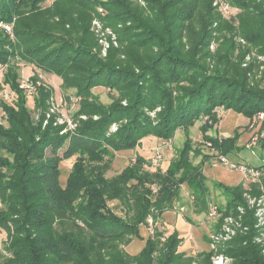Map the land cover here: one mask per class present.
<instances>
[{"label":"trees","instance_id":"16d2710c","mask_svg":"<svg viewBox=\"0 0 264 264\" xmlns=\"http://www.w3.org/2000/svg\"><path fill=\"white\" fill-rule=\"evenodd\" d=\"M43 1L0 0V21L14 22L15 35V40L11 39L5 28L0 27V63H7L9 57L18 52L39 68L61 75L65 87L76 88V94L82 97L79 112L99 118L80 119L77 128L63 133L65 125H54L53 120L42 127V119L34 120L25 105L17 69L9 68L6 81L18 94V99L16 106L0 102L8 123L0 122V231L6 232L4 250L8 253L7 256L0 253V264L190 262L194 256L178 249L182 238L177 232L170 234L157 260L153 252L158 242L151 235L135 256L127 254L120 245L128 244L133 236H141L140 226L145 223L153 204L151 188L146 186L150 181L159 186L158 206L171 204L180 195L181 185L187 183L199 210L207 209L209 187L201 164H191L186 153L171 160L166 172L153 179L142 171L146 159L137 155L123 172L108 178L105 170L114 155L109 148L115 151L134 148L149 133L170 138L178 127L189 125L201 114L216 121L218 107L252 117L264 112V87L250 85L242 69L229 70L233 41L224 53L213 56L218 58L215 70L208 66L204 55L196 60L195 55L208 45L211 0H149L148 15L138 10L139 14L126 4L117 15L123 14L121 17L134 23L130 27L135 31L127 37L137 36L134 41L142 44V48L151 43L160 47L155 56L144 52L142 55L136 52L138 49L132 52L140 71L118 67L111 58L104 60L93 53L92 44L86 40V9H95L91 0H56L46 9L40 5ZM201 1L207 13L201 22L202 34L194 46L184 49L182 31L198 11ZM229 1L242 9L239 17L242 35L264 54V0ZM98 2L111 11L121 8L123 3L122 0ZM60 3H65L64 11ZM78 10H84L78 14V21L84 30L81 41L88 45H75L69 36L61 33L63 28H56L55 32L56 26H50L54 14L68 19ZM152 11L154 17L149 18ZM144 57H148L147 62H142ZM98 83L116 89L128 104L88 101L93 97L90 89ZM172 83L181 84L171 86ZM40 89L44 92V88ZM47 95L41 93L39 108L46 106ZM159 106L156 117L151 118L148 112ZM113 122H119V126L108 132ZM257 126L259 130L264 129V121H258ZM233 137L222 144L216 139L214 142L222 152L235 153L239 136ZM261 141L264 147V136ZM61 149H64L62 155ZM75 153L81 156L66 185L62 186L60 162ZM132 180L135 182L130 183ZM217 186L228 197L227 212L237 210L242 204L247 212L244 223L248 229L228 242L224 252L234 257L233 264H264V248L255 241L258 228L254 210L246 205L242 184L218 183ZM113 199L134 207V218L127 220L114 213L108 204V200ZM205 253V262L211 264V252Z\"/></svg>","mask_w":264,"mask_h":264},{"label":"rangeland","instance_id":"374dc122","mask_svg":"<svg viewBox=\"0 0 264 264\" xmlns=\"http://www.w3.org/2000/svg\"><path fill=\"white\" fill-rule=\"evenodd\" d=\"M55 1L44 0L40 5L46 9L52 6ZM91 1L95 9H86L88 14V32L86 33L88 37L86 40L92 44L94 54L104 60L111 58L118 67L127 66L140 71L139 64L134 62L133 51L138 49L136 52H142V55L143 52L148 53L151 56L159 53L160 47L156 43H151L142 48V44L134 41L138 38L137 36H134L133 39L128 38L127 35L135 31V28L130 27L134 23L127 17H121L123 14L117 15L125 8L126 4L131 9L137 12L140 10L143 12L142 14L148 15L152 0H122V7L115 9V11L101 7L102 5H98L100 4L98 0ZM64 4H59L62 11L65 10ZM203 8L204 5L201 1L197 8L198 11L186 22L182 31L184 34L183 42L186 43L184 49L191 48L200 39L202 18L207 16ZM210 8L212 16L207 22L208 45L197 56L195 55L196 60H200L199 57L204 55L208 66L215 70L216 65H218V58L213 56L220 52L224 53L229 42L233 41L235 47L233 46V53H230L232 65L229 66V70L233 72L242 69L244 72L246 71L247 81L250 85L264 87V54L260 53L241 33L239 17L242 9L231 4L229 0H211ZM79 13H84V10L74 11L71 18L68 19L59 17L58 13L50 18V26H56L55 29L63 28L61 33L69 36L75 45L86 44L81 41V34L84 30L78 21ZM112 15L119 19H115ZM153 17L154 11L151 12L149 18ZM2 22L11 24V30L4 26L0 27L5 28L11 39L15 40L14 22ZM136 30L140 31L141 28ZM54 31L57 32V29ZM147 58L144 57L142 62H147ZM223 66L224 63H222V68ZM9 68L17 69V81L24 90L25 105L31 111L34 120L42 119V127H46L53 120L54 125H65L61 131L63 133L77 128L81 122L80 119H88L91 116L94 119L99 118L98 115L89 116L79 112L82 97L76 94V88L65 87L61 75L39 68L34 63L23 59L18 52L11 55L7 63H0V102L3 101L11 106H16L18 99V94L6 81ZM175 84L172 83L171 86H176L177 84ZM40 86L44 88V92L41 91ZM90 91L93 97L88 101L96 103L100 101L105 104L115 101L124 105L128 104L127 99L122 98L116 89H112L103 83L94 85ZM41 93L42 96L47 95L48 97L46 106L40 105L39 108ZM160 109L161 106L149 111L150 117L155 118ZM217 110L218 118L216 121L211 120L208 115L201 114L189 125L178 127L170 138H162L156 133H149L134 148L119 151L109 148L114 155L111 157V164L105 170V176L108 178L123 172L136 159L137 155H142L146 159L142 171L148 172L151 178L155 179L158 177L157 174L166 172L171 160H177L187 153V159L191 164H201L203 167L209 187L207 209L200 211L187 183L181 185L180 195L175 197L171 204L165 203L158 206L156 197H158L159 186L150 181L151 183L146 186L151 188V201L153 203L151 212L147 215L145 223L140 226L141 236H133L128 244L120 245L127 254L138 255L144 248L146 239L151 235L158 242L156 251L153 252V257L157 260L160 255V248L164 246L172 232H177L182 238L181 242L178 241V249L185 251L188 256H194L193 260L185 264H207L204 258L205 252L208 251L211 252L209 257L211 264H216L220 258L224 260V264H233L234 257L225 253L224 250L228 242L232 241L240 232L248 229V225L244 223L247 212L243 204L238 205L237 210L227 212L228 197L217 186L218 183L242 184V195L246 205L249 209L254 210L256 218L255 226L258 229L255 241L264 248V147L261 141L264 136V129L259 130L257 126L258 121H264V112L260 111L258 114L248 117L232 109L227 110L218 107ZM0 122L8 124L1 105ZM118 126L119 122H113L108 132L115 131ZM236 134L239 137L236 139L238 149L235 153L227 154L218 149L214 139L218 141L217 143L222 144L224 140L229 137L234 138L233 136ZM63 151L64 149L59 151L60 155L63 154ZM157 151L161 154V160L155 165L153 157ZM50 152L48 150L47 154ZM80 154L75 153L60 162L62 186L66 185L67 178L72 172L75 162L80 158ZM10 159L14 161L13 157ZM230 160L238 163L233 164ZM240 164L247 166H244L245 172L238 169L242 167ZM180 174L181 172L177 176ZM134 182L135 180H132L130 183ZM108 204L114 213L125 217L127 220H132L135 216L134 207H129L119 199L108 200ZM0 207H2L1 201ZM149 217L153 219V224L150 226ZM151 229H153L152 232ZM6 240V232L0 231V253L2 252L4 256L8 255L7 251L4 250ZM201 253L205 254L200 256Z\"/></svg>","mask_w":264,"mask_h":264},{"label":"built area","instance_id":"2783aa9c","mask_svg":"<svg viewBox=\"0 0 264 264\" xmlns=\"http://www.w3.org/2000/svg\"><path fill=\"white\" fill-rule=\"evenodd\" d=\"M0 26H4L5 28H7L8 30H11L12 29V26L11 24H7V23H3L2 21H0ZM224 159V158H223ZM161 160V154L159 151L156 152V154L154 155L153 157V163L156 165L159 161ZM231 161V160H230ZM233 164H237V162H234V161H231ZM240 166L242 167H239L238 169L241 170L242 172H245L246 171V168L247 166H245L244 164H240ZM245 166V167H244ZM241 168V169H240ZM213 213H215L213 211ZM148 222H149V226L153 224V219L149 217L148 219ZM153 229H151V232H152ZM224 260L223 259H218L216 264H224L223 262Z\"/></svg>","mask_w":264,"mask_h":264}]
</instances>
